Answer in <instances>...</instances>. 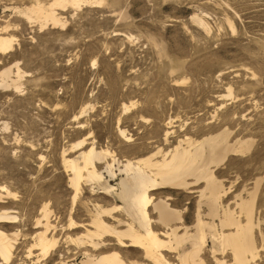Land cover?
<instances>
[{
  "label": "rangeland",
  "instance_id": "obj_1",
  "mask_svg": "<svg viewBox=\"0 0 264 264\" xmlns=\"http://www.w3.org/2000/svg\"><path fill=\"white\" fill-rule=\"evenodd\" d=\"M56 1L0 0V34L14 39L12 50L0 54V74L11 70L0 83V187L11 193L0 207L16 217L0 224L13 242L9 264H81L113 253L127 264H152L113 238L96 252L85 244L96 208L111 212L102 218L113 227L128 221L122 202L102 187L118 189V169L127 161H160L187 140L224 130L230 145L251 147L210 166L222 184L220 214L227 209L245 224L238 205L255 192V235L264 237V0H87L78 9L54 8L59 25L17 13ZM91 148L103 156L94 162L101 180L82 179L74 199L66 163L82 165L81 153ZM181 190L150 195L179 212L181 222L173 225L181 226L179 234L184 226L195 234L199 196ZM43 205L55 228L48 255L32 247ZM147 209L153 231L169 242L157 213ZM199 212L211 222L204 205ZM72 222L79 228L71 230ZM206 241L203 264H233L230 252L213 255ZM182 248L162 251L167 264H181ZM258 262L264 264V247Z\"/></svg>",
  "mask_w": 264,
  "mask_h": 264
},
{
  "label": "bare ground",
  "instance_id": "obj_2",
  "mask_svg": "<svg viewBox=\"0 0 264 264\" xmlns=\"http://www.w3.org/2000/svg\"><path fill=\"white\" fill-rule=\"evenodd\" d=\"M86 2L87 0H58L49 7L36 5L19 9L17 13L29 21L36 20L44 25L47 22L59 25L60 20L56 17L54 8L64 9L67 6H72L78 9ZM13 42L14 39L12 37L0 34V54L10 52L13 48ZM19 74L17 71V78H20ZM0 75L2 79L0 83L2 86H5V80L10 78L11 70L6 69ZM13 84L16 85L15 82ZM121 134L125 137L124 132H121ZM227 138V131L224 130L216 135L208 136L199 142L187 140L185 147L181 145L182 143L179 144L172 151L165 153L160 161H153L151 157L140 160L137 163L127 161L122 166L123 170L118 169L119 174H122L121 180L117 185L118 189L108 187L106 183L107 185L102 187V191L114 194L122 202L123 212L128 221L117 220V226L113 227L102 218L103 215H111V212L102 210L100 207L96 208L95 219L92 221L94 231L88 234L85 244L96 252L101 250L102 243H104L106 238H113L116 239L117 246L120 248H133L143 251L145 260L152 264H167L162 251H165L167 248L176 251L182 248L183 245L189 244L188 249L183 250L182 248L179 253L178 258L180 263L203 264L200 254L203 251L204 244L207 242V237H209L213 245V255L216 252H220L221 254L230 252L233 257V264H258L259 252L264 247V237L260 235V239H258L255 235V228L259 227V224L256 225L254 220L255 192L250 193L249 199L241 200V203L238 205L241 213L245 216V224H242L234 216V213L227 209L223 210V216L220 214L222 184L217 181L210 166L220 164L227 156L226 154H229L228 152L233 154L236 151H245L251 147L249 146L250 141H240L237 144L235 143L236 145H230L227 142ZM82 144L83 142L79 143L76 147H80ZM101 157H103L101 153H97L91 148L81 153L79 158L82 165H79L77 161L66 163V169L71 174L69 181L75 190L74 199L77 196L82 179L85 178L87 182H100L101 176L97 173L98 171L96 172L94 162L101 159ZM106 168L112 176L115 175L111 171L112 165H107ZM200 183L204 185V188L198 190L195 187ZM158 189H182L189 193L198 194V218L195 224V234H189L188 227L185 226L184 233L179 234L178 230L181 226H173L175 222H181L179 212L170 209L161 198L159 200L156 199V202H152L150 192ZM10 195L11 193L5 190L4 187H0V201L3 199V196L9 197ZM201 205L206 207V217L211 222H205L200 215L199 208ZM151 206L158 215L156 223L161 224L166 229L165 234L163 233L161 236H166L169 242L161 240L159 235L153 231L147 209ZM7 210L8 207H0V224L15 223L16 217L10 215ZM50 215L47 205H43L40 216L35 221V229L38 228L40 231H36L33 235L32 247L39 250L42 254H47L56 243L54 237L49 235L55 230L51 225L52 223H50ZM215 219L219 220L222 232L216 229ZM119 226L124 227V230H120ZM2 227L0 226V264H9L13 257V242L4 232L5 228L3 227V229ZM69 228L74 230L79 227L72 222ZM224 228L232 229V233H223ZM14 234H17V232ZM173 244L176 246L175 248H173ZM28 253L30 254V251ZM218 263L224 264V262ZM81 264L127 263L123 261L119 253H113L97 258L95 255L93 257L88 256L86 261Z\"/></svg>",
  "mask_w": 264,
  "mask_h": 264
}]
</instances>
